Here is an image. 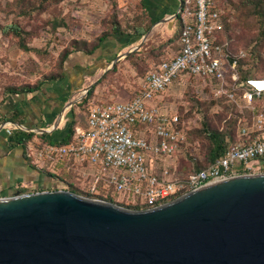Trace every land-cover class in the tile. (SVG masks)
Masks as SVG:
<instances>
[{"label": "built area", "instance_id": "1", "mask_svg": "<svg viewBox=\"0 0 264 264\" xmlns=\"http://www.w3.org/2000/svg\"><path fill=\"white\" fill-rule=\"evenodd\" d=\"M191 3L178 0L173 13L182 21L178 50L152 65L136 92L123 100L90 98L85 124L77 125L68 141L50 142L37 133L23 144L28 162L56 175L62 168L72 169L86 180V191L94 198L115 193L121 195L119 202L138 209L158 206L210 181L264 172V78L239 79L237 61L246 51L217 39L224 7L217 0H195L193 9ZM189 78L197 82L201 98L209 93L219 99L226 92L240 110L257 102L258 111L250 123H240L221 155L201 170L179 175L176 166L189 123L165 96Z\"/></svg>", "mask_w": 264, "mask_h": 264}, {"label": "water", "instance_id": "2", "mask_svg": "<svg viewBox=\"0 0 264 264\" xmlns=\"http://www.w3.org/2000/svg\"><path fill=\"white\" fill-rule=\"evenodd\" d=\"M62 114L34 131L52 132ZM0 264H264V172L210 181L143 209L63 188L1 196Z\"/></svg>", "mask_w": 264, "mask_h": 264}, {"label": "rangeland", "instance_id": "3", "mask_svg": "<svg viewBox=\"0 0 264 264\" xmlns=\"http://www.w3.org/2000/svg\"><path fill=\"white\" fill-rule=\"evenodd\" d=\"M143 1L0 0V101L5 96L22 89L36 85L41 89L61 80L59 74L64 52L90 48L97 42L101 46L107 39L117 40L118 37L123 38L124 41L130 40L118 47L116 53L124 52L140 42L141 45L127 57H121L111 65V60L115 56L112 54L104 62L109 69L105 71L94 68L93 74L85 80L81 88L93 82V86H96L90 98L95 97L98 101L123 100L121 98L126 99L132 95L138 89L139 80L145 72L178 48L176 26L174 29L165 21L155 27L148 12L141 5ZM230 1L231 5L228 4L225 10V18L229 24L228 34L233 46L244 47L246 52L253 49L256 55L259 54L264 60V28L259 25L262 20L261 15L253 14L245 21L254 25L252 29L246 27L245 22L244 28H240L237 25L239 8L246 3V0ZM138 27L143 34L150 28L143 41V34L136 33L135 29ZM95 55L98 56V50ZM252 59L249 55L245 63L252 62ZM258 62L260 65V61ZM196 84L195 80L189 78L185 84H174L169 91L171 94L165 96V100L177 108L182 115L187 114L186 121L190 128L200 126L199 120L202 115L198 111L195 99L205 100L211 97L208 93L206 97L201 98L198 94L200 87ZM81 93L76 91L70 99H78ZM78 102L63 111L60 129L68 124L72 112L75 114L77 124H84L86 108ZM222 109L214 105L209 108L208 114L213 117L212 124H219V117L216 114ZM192 132L193 137L198 139L200 151H204L208 146L207 139L199 131ZM66 177L81 189L76 190L75 193L94 198L90 194L86 195L85 179L77 173H70ZM52 180L57 186H66V183L58 181L55 177H52ZM110 196L115 202L121 199L119 194L113 193Z\"/></svg>", "mask_w": 264, "mask_h": 264}, {"label": "crops", "instance_id": "4", "mask_svg": "<svg viewBox=\"0 0 264 264\" xmlns=\"http://www.w3.org/2000/svg\"><path fill=\"white\" fill-rule=\"evenodd\" d=\"M177 4L178 0L143 1L144 9L148 12L155 27L167 21L174 29L177 19L173 17V13ZM118 38H116L117 40L107 39L102 43L98 49V56L88 57L82 54L79 58L72 57L65 77L61 80L52 82L36 91L9 94L0 101V117L13 111L19 112L22 116V122L0 121V197L13 195L15 192L45 190L46 187L50 189L49 187L54 185L53 180L46 173L39 171L28 162L23 145L9 147L8 139L11 129L16 128L14 123H20L37 134L34 130L39 127H52L58 113L75 104L66 106L73 93L82 92L85 85L83 88L81 87L85 84V80L93 74V69L104 70L106 68L105 60L112 54L116 56L119 53H116L118 47L130 40L124 41L123 38ZM112 40L114 42H111ZM60 122L49 133L52 137L61 138L66 134L67 124L60 129Z\"/></svg>", "mask_w": 264, "mask_h": 264}, {"label": "trees", "instance_id": "5", "mask_svg": "<svg viewBox=\"0 0 264 264\" xmlns=\"http://www.w3.org/2000/svg\"><path fill=\"white\" fill-rule=\"evenodd\" d=\"M220 5L224 7V10H226V7H228V4L231 5L230 0H217ZM194 2L195 0H192L191 8H194ZM142 7L143 2L141 3ZM239 8V22L237 23L238 26L243 27L246 25V27H249L252 29L254 25L249 24L248 22H245L247 19H249L250 16L253 14H260L262 20L260 21V24L262 28H264V0H246V3L240 6ZM226 12L224 14V26L223 29L218 33V41H228L232 50H238L243 49L246 51V48L244 47H234L231 41V38L228 34V22L226 21ZM177 24H176V36L178 41V48H179V36H180V29L182 27V21L180 17H176ZM245 22V23H244ZM244 23V25H243ZM149 27V26H148ZM147 27V28H148ZM245 27V28H246ZM147 28L144 29V31L147 30ZM137 35H142L143 32L140 30V27L136 28ZM264 31V30H263ZM121 33V32H119ZM117 34V33H115ZM100 48L99 43L93 44L90 48H82L77 50H72L70 52H64L62 55V68L61 72L59 74V77L64 78L66 74V70L69 67V61L72 57L79 58L80 55L85 54L88 57H94L96 51ZM177 48V50H178ZM176 50V51H177ZM251 55L252 56V62H248V64L245 63V60L247 57ZM252 49L246 52L245 57L239 59L237 61V72L239 75V79H245L249 77H263L264 78V60L260 58V55L257 54ZM128 56V55H127ZM126 56V57H127ZM250 58V57H249ZM260 61V65L259 62ZM262 61V62H261ZM160 62V60L158 61ZM157 62V63H158ZM156 64V63H155ZM260 72V73H259ZM226 77L229 78V73L226 72ZM96 86V85H95ZM95 86L91 87L86 96L82 98L78 104H81L84 106V108L87 107V103L91 97V93ZM40 88L36 85L29 89H22L17 93L20 92H31L39 90ZM195 99V98H194ZM198 111L202 114L201 118L199 120L200 126L198 127H187V135H186V145L183 149L182 155L178 157V162L176 166V172L177 174H184L186 172L190 171H197L203 169L209 162H211L215 157L221 155L226 147L234 140L235 138V132L237 127L240 125V123L248 122L250 123L252 117L257 113L258 107L257 102H254L253 105L250 107H243L242 110L238 107V105L235 102H232L227 99L226 92H223L221 97L219 99H215L212 97H209L205 100H197L195 99ZM219 102L221 105L222 111L218 114H216L219 117V124H212L213 117L212 115L208 114L209 108H211L215 103ZM196 108V109H197ZM181 119L186 121L187 114H183L179 112ZM0 121H14V122H22V116L19 112L13 111V112H7L3 116L0 117ZM76 122V117L74 112H72V117L70 121L67 124V131L64 136L61 138H55L52 137L49 133H40L37 134L42 139L50 141V142H66L71 138V135L73 134L75 127L79 124ZM187 123V121H186ZM85 124V122H84ZM83 124V125H84ZM199 131L208 141V146L205 148L204 151H200V144L198 142V139L193 137L192 131ZM34 135H36L34 132L31 131H24L18 128H14L11 130L9 139H8V145L9 147L21 144L23 145L28 139L32 138ZM61 166V165H60ZM70 173H75L74 170H66L62 168L60 175H56L53 173L47 172L46 174L49 176V178L52 179V177H55L59 179L61 182L66 183L65 187L62 185H53L52 187H49L50 189H67L72 192H77L76 190H81L80 188H77L76 184L73 181H69L66 177V175H70ZM69 186H73V188H69ZM48 187H46L47 189ZM82 192V191H81ZM84 193V192H83ZM86 195L88 193L86 192ZM104 200H108L111 202H115L113 198L109 195L108 198H104ZM122 206H125L121 202H115ZM127 208L131 209H138L137 206H125Z\"/></svg>", "mask_w": 264, "mask_h": 264}]
</instances>
